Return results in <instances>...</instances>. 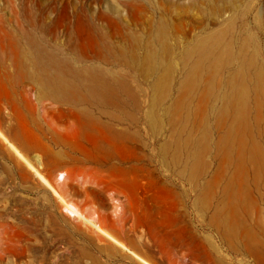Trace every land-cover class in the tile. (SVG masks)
<instances>
[{
    "label": "bare ground",
    "instance_id": "bare-ground-1",
    "mask_svg": "<svg viewBox=\"0 0 264 264\" xmlns=\"http://www.w3.org/2000/svg\"><path fill=\"white\" fill-rule=\"evenodd\" d=\"M141 2L145 9V0ZM118 6L120 8V5ZM131 6L133 7V3ZM171 10L174 11V8ZM86 12L88 13V10ZM258 16L260 15L255 14V27L251 29L244 25L240 34L239 30V35H234L236 29H233L232 17L228 18L230 23L228 22L227 27L221 26V29L206 32L205 35H197L192 31L182 32L184 41H179L178 38L172 43L166 57L175 70L183 72V77L177 82H166L169 84L167 92L163 88L164 93L161 92L156 99L152 97L164 81L163 68L166 62L165 55L157 52L156 45L169 36L164 27H157L158 34L154 36L152 31L155 22L147 20L145 14L136 24L142 27L144 34L149 35L147 41L141 40L137 50L133 46L135 34L127 32L131 25L125 26L120 19L115 21L113 28H116L118 34H115V31L113 37H108L106 31L104 33L103 28L95 23V16L88 14L85 16V26L96 33L97 51H93V54H88L85 50V53L76 54L71 47V34V38L66 36L54 45L44 35L33 37L23 32L20 35L8 32L11 53L2 67L5 99L13 108L21 109L25 104L17 88L21 82H27L34 86L39 98L45 97L74 106L89 104L91 100H95L98 105L112 107L114 111H104L101 107L99 118L92 119L87 114L84 120L87 128L93 129L100 137L93 149L104 152L112 159H117L116 154L124 149L129 155L119 156V168L132 162L140 166L137 168V174L144 177L146 182L139 184L133 192L134 202H150L151 216L154 215L160 222L184 221L188 235L182 239L191 240L197 250V257L207 256L214 264H227L219 256L215 242L207 235L205 222L208 221L207 226L217 231L231 251L245 252L258 264H264V50L262 51L258 40L261 32L258 22L262 17ZM108 17L106 16V19ZM214 18L216 21V17ZM214 21L212 20L213 23ZM176 25L172 26L175 28ZM179 28L181 29V26ZM174 32L177 37L179 31L175 29ZM88 35L91 36L89 32ZM87 39L89 42V38ZM112 39H117L122 45L116 46ZM85 46L86 44L84 48ZM147 65L150 66L149 71L146 70ZM168 66L170 68V65ZM121 94H127L132 99V105L129 103L125 108L120 99ZM144 98L149 99L143 101ZM98 108L100 110V107ZM89 112L90 110L87 111ZM155 119L160 124V136L163 141L156 145L157 150L151 153L148 160L142 157L134 159L132 150L140 137V132L134 129V125L143 124L149 128L151 121ZM121 123L126 125L125 128H118ZM76 134L70 132L67 138H74ZM0 135L8 142L1 132ZM9 144L60 197L65 210L71 216L90 224L120 248L131 252L126 245L86 218L74 204L61 197L18 149ZM163 171H170L172 175H164ZM60 179H64L63 174ZM182 182L187 183L188 187ZM157 185L162 199L160 207L150 195ZM141 192L146 194L145 198L139 196ZM134 202L130 198L129 207L132 209L135 207ZM184 241L182 243H185ZM132 254L143 264H151Z\"/></svg>",
    "mask_w": 264,
    "mask_h": 264
},
{
    "label": "rangeland",
    "instance_id": "rangeland-1",
    "mask_svg": "<svg viewBox=\"0 0 264 264\" xmlns=\"http://www.w3.org/2000/svg\"><path fill=\"white\" fill-rule=\"evenodd\" d=\"M119 1L0 0V132L8 140V142L5 141L0 135V264H143L132 253L151 264H214L207 256L197 257V250L191 240L184 241L182 239L188 235L184 221L179 223L160 222L154 215L151 216L150 202L147 200L140 204H137V201L134 202L133 192L137 190L139 184H144L146 180L137 174V168L140 166L134 162L125 163L122 168H119V156H128L127 151L119 150L118 155L116 154L117 159H112L104 152L93 149L100 137L93 129L87 128L84 119L87 114L90 118L97 119L101 115L102 108L104 111L106 109L114 111L112 107L98 105L95 100H91L89 104H85L86 106H74L69 103L55 102L45 97L39 98L34 86L27 82H21L17 88L18 94L25 104L20 107L21 109L13 108L5 99L2 67L7 63L11 53L8 32H13L16 35L23 32L33 37L44 35L54 45L71 34L74 37L72 39L70 36L71 47L77 52L76 54H82L85 51L88 54H93L97 51L96 33L85 26L87 14L95 16V23L103 28L104 33L106 31L105 34L108 37L118 34L116 28L115 30L113 28L115 21L120 19L123 24L125 23V26L131 25L132 28L130 27L127 32L135 34L133 46L136 50L141 40L147 41L148 39L149 34H144L142 27L136 24L145 14L147 20L155 22V28L152 31L154 36L156 33L158 34L157 27L166 29L169 37L166 35L168 38L156 45L157 52L164 54L165 57L172 43H175L178 38H180L179 41H184L182 32L192 31L197 35H205L221 29V26L222 28L227 27L228 22L230 23L228 18L232 17L231 20H234L233 29H236L234 35H237L239 30V34L241 33L244 25L251 29L255 27L254 17L256 14L260 15L259 18L262 16V20L259 19L258 22L261 31L258 40L262 51L264 50V0H218L219 2L217 0H212L213 2L211 0H191V2L190 0H145V9L141 2L143 0L134 2L131 0V3L130 0ZM221 3L223 5H220ZM172 8L178 12L175 13L171 10ZM85 9L88 10V13ZM180 9L181 11H179ZM242 9L244 10L242 11ZM116 10L118 12H115ZM78 14L82 16L79 17ZM117 14H119L118 17ZM125 14L128 16L126 17ZM181 14L186 15L183 17ZM213 14L216 21H214ZM106 16L113 17L106 19ZM181 19L188 24H185ZM176 20L177 22H175ZM176 23L179 24V27L181 26V29ZM225 23L226 26H224ZM172 25L177 27L174 28ZM175 29L179 31L177 37ZM88 32L91 36L93 33V36H89ZM87 38H89V42ZM112 42L116 46L122 45L117 39H112ZM85 44L86 48H84ZM22 45L26 46V44ZM164 59H166L163 68L165 71L163 72L165 74L164 81L160 83V89L152 98H158L164 91L167 92L169 86L167 83H171V80L177 82L183 77V72L175 70L167 61V57ZM146 67V70H150L149 65ZM11 71L13 72V68ZM135 97L140 98L136 95ZM120 99L125 108L132 105V99L127 94H121ZM148 99L144 98L143 101ZM96 107H100V110ZM88 109L89 113H87ZM159 125L157 119L151 121L149 128L143 124L134 125V129L140 132V137L132 150L134 159L142 157L144 160H148L151 153L157 150L156 145L163 141ZM125 126L122 123L118 124V128L121 129ZM70 132L79 134H76L74 138H67V134ZM9 143L14 145L30 164L51 183L61 197L74 204L86 218L91 219L112 237L126 245L132 253L120 248L90 224L71 216L65 210L60 197L36 175L26 161L18 156ZM61 174L64 175V179H60ZM162 174L172 175L170 171H163ZM182 184L186 188L188 187L187 183L182 182ZM141 195L146 197L143 192L139 196ZM150 195L160 207L162 199L159 185L153 189ZM130 198L135 205L133 209L129 207ZM207 224L208 221L205 222L207 235L215 242L219 249V256L227 264H258L245 252L231 251L217 231L209 228Z\"/></svg>",
    "mask_w": 264,
    "mask_h": 264
}]
</instances>
